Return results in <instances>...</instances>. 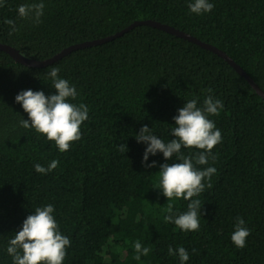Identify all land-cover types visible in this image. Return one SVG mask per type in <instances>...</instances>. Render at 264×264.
I'll list each match as a JSON object with an SVG mask.
<instances>
[{
  "label": "trees",
  "instance_id": "obj_1",
  "mask_svg": "<svg viewBox=\"0 0 264 264\" xmlns=\"http://www.w3.org/2000/svg\"><path fill=\"white\" fill-rule=\"evenodd\" d=\"M38 0H4L0 43L36 59L63 48L111 35L136 20L154 19L185 30L223 49L264 90V0H210V13L193 14L189 0H44L38 25L22 19L18 7ZM6 19L18 31L9 35ZM76 86L72 101L89 108L82 138L61 153L54 141L20 125L28 119L15 97L22 90L55 94L50 67ZM213 89L208 93L207 89ZM223 101L211 116L222 143L207 165L217 172L198 197L199 231L185 232L164 220L188 210L190 201H168L159 188L160 165L179 162L163 153L143 156L147 145L135 135L147 125L165 142L175 139L178 110L207 95ZM127 144L128 151H119ZM198 149L182 148L184 155ZM59 165L48 174L34 164ZM53 204L61 232L71 246L63 264H181L168 248L184 247L186 264H264V97L228 61L199 44L165 30L139 25L114 40L78 49L45 67L16 61L0 50V264H13L9 240L36 207ZM237 217L251 230L246 246L231 234ZM139 240L148 256L137 255ZM195 250V251H193Z\"/></svg>",
  "mask_w": 264,
  "mask_h": 264
},
{
  "label": "clouds",
  "instance_id": "obj_2",
  "mask_svg": "<svg viewBox=\"0 0 264 264\" xmlns=\"http://www.w3.org/2000/svg\"><path fill=\"white\" fill-rule=\"evenodd\" d=\"M188 9L191 13L202 15L212 12L214 4L210 0H189ZM0 7H4V0H0ZM44 0L38 2L24 3L18 7L19 17L31 19L35 24L42 22L44 14ZM5 24L10 26L9 35L18 31L16 21L6 19ZM60 68L50 67L47 76L51 79V85L56 90L55 94L46 95L44 91L32 89L22 90L16 97V103L22 105L27 113L28 119H22L20 125L24 128H32L38 134H43L49 141H54L61 153L70 150L72 143L82 138L81 126L89 118V108L84 103H74L78 92L76 86L69 80L61 78ZM212 93L213 89L206 90ZM224 108L223 101L213 95H207L203 100V106H198V98L187 100L186 104L178 110L175 127L171 135L175 139L165 142L152 129L144 125L135 135L137 142L147 145L143 163L146 167H155L156 162L147 164L149 155L163 153L166 160H172L173 156L179 162L164 163L160 165L159 188L168 201L184 199L190 201L186 212L175 214L173 204H167V212L164 220L166 223H174L179 229L188 231H199L200 216L202 215L201 200L198 197L205 190L204 181L207 179L208 188L212 176L217 172L215 167L199 168L197 165H207L211 158L213 162L216 157L212 155L213 149L222 143L223 137L220 129L216 127L211 116H218ZM182 148L198 149L195 155L189 153L184 155ZM119 151L127 152V144L119 146ZM59 160L50 161L47 167L40 163L34 164L35 171L40 174H48L56 169ZM53 204L36 207L33 214L28 215L23 221L22 229L14 233L9 240L7 253L12 257L13 264H63L67 256V249L71 246L70 238L60 230V225L54 215ZM251 230L246 226L242 217H237L235 228L231 234L233 244L243 249ZM137 255L148 256L150 249L143 247L137 240L134 244ZM195 251V250H193ZM170 256H179L181 264L189 260V253L184 247L168 248Z\"/></svg>",
  "mask_w": 264,
  "mask_h": 264
},
{
  "label": "water",
  "instance_id": "obj_3",
  "mask_svg": "<svg viewBox=\"0 0 264 264\" xmlns=\"http://www.w3.org/2000/svg\"><path fill=\"white\" fill-rule=\"evenodd\" d=\"M139 25H149V26H153V27L165 30L171 34L185 38L187 40H190L192 42L199 44L200 46L204 48L214 51L215 53L223 57L226 61H228L240 74H242L247 79V81L257 91V93H259L262 97H264V90L259 86V84L255 81V79L249 73H247V71L240 64H238L229 54H227L223 49L219 48L218 46L212 43L204 41L201 38L185 30H181L177 27H174L173 25H170L168 23H164L158 20H154V19L136 20L132 22L130 25H128L127 27L121 29L120 31H117L114 34L107 35L101 38H96L92 40H86V41H82L79 43L71 44L63 48L62 50H60L53 56L45 58V59H36V58L28 57L24 55L23 53H21L14 46L7 44V43H0V50L8 52L16 61L24 65L33 66V67H45L56 61H59L61 58L69 55L75 50L83 49V48H87V47H91L95 45H100L108 41L114 40L120 36H123L125 33L129 32L130 30H132L133 28Z\"/></svg>",
  "mask_w": 264,
  "mask_h": 264
}]
</instances>
